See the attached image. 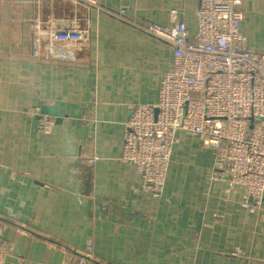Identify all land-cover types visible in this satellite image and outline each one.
Masks as SVG:
<instances>
[{"label": "crops", "instance_id": "crops-1", "mask_svg": "<svg viewBox=\"0 0 264 264\" xmlns=\"http://www.w3.org/2000/svg\"><path fill=\"white\" fill-rule=\"evenodd\" d=\"M93 1L100 6L0 0L5 264H67L74 255L99 264H264V197L254 210L244 206V189L229 185L199 136L180 130L160 198L121 160L133 108L158 102L173 63L172 47L134 23L166 24L176 9L193 34L199 0ZM241 8L248 47L264 52V0ZM37 17L54 27L77 20L85 37L46 38L33 55ZM40 103H63L66 117L36 126Z\"/></svg>", "mask_w": 264, "mask_h": 264}, {"label": "built area", "instance_id": "built-area-1", "mask_svg": "<svg viewBox=\"0 0 264 264\" xmlns=\"http://www.w3.org/2000/svg\"><path fill=\"white\" fill-rule=\"evenodd\" d=\"M196 14L193 34L176 9L166 24L134 23L172 47L173 63L162 78L158 102L133 108L120 142L121 160L134 165L143 192L160 198L179 132L189 129L211 148L229 185L244 189L243 205L254 210L264 197V52L250 49L242 34L241 0H199ZM59 22L54 27L39 17L32 21L33 55L46 38L64 43L84 39L77 20ZM52 122L42 116L38 123L47 129ZM11 251L0 240V264ZM67 264L99 263L74 255Z\"/></svg>", "mask_w": 264, "mask_h": 264}, {"label": "water", "instance_id": "water-1", "mask_svg": "<svg viewBox=\"0 0 264 264\" xmlns=\"http://www.w3.org/2000/svg\"><path fill=\"white\" fill-rule=\"evenodd\" d=\"M38 108H39V114L38 116H36L34 120V124L36 126L39 122L40 117L42 116L54 117L57 123L61 122L64 119V117H66L65 105L63 103H54V104L40 103L38 105Z\"/></svg>", "mask_w": 264, "mask_h": 264}]
</instances>
